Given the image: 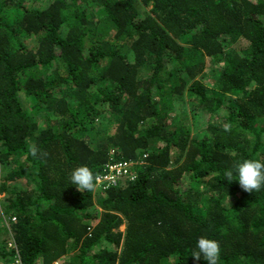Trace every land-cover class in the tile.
Returning <instances> with one entry per match:
<instances>
[{
    "label": "trees",
    "instance_id": "obj_1",
    "mask_svg": "<svg viewBox=\"0 0 264 264\" xmlns=\"http://www.w3.org/2000/svg\"><path fill=\"white\" fill-rule=\"evenodd\" d=\"M246 158L264 161V0H0L1 185L26 184L4 264H207L200 237L264 264V188L223 178ZM123 163L102 194L71 184Z\"/></svg>",
    "mask_w": 264,
    "mask_h": 264
},
{
    "label": "clouds",
    "instance_id": "obj_2",
    "mask_svg": "<svg viewBox=\"0 0 264 264\" xmlns=\"http://www.w3.org/2000/svg\"><path fill=\"white\" fill-rule=\"evenodd\" d=\"M224 131H231V125L225 124ZM29 152L34 158H39L41 155H44L34 144L30 145ZM223 178L229 183L237 180L239 187L246 193L259 192L264 188V161L251 158L236 161L231 169L224 170ZM95 179L96 177L92 170L87 166L77 167L72 171L70 176L71 184L75 185L76 190L79 192L96 191L97 184L94 183ZM7 247H11L9 243ZM220 253L221 248L219 242L200 237L196 242V247L191 251L190 256L194 262L203 259L207 264H219ZM0 264H4V261L0 260Z\"/></svg>",
    "mask_w": 264,
    "mask_h": 264
},
{
    "label": "rangeland",
    "instance_id": "obj_3",
    "mask_svg": "<svg viewBox=\"0 0 264 264\" xmlns=\"http://www.w3.org/2000/svg\"><path fill=\"white\" fill-rule=\"evenodd\" d=\"M204 119L205 118L203 117L202 120H204ZM105 125L106 124H104V123H99L98 127L104 128ZM198 127H199V121H197L196 124L193 123L192 124V131H194L195 128H198ZM2 177H3V170H2L1 164H0V243L3 241H8V243H9V240L11 239V233L9 231L10 219H9V214H7V212H6V205L5 204H7V202L5 199L10 194V191H8L9 189L11 190L14 186L18 187L19 185L25 187L26 184L24 183V181L22 182V180L20 182H19V180L17 182L10 181V182H8V188L3 189L2 185H1V183H2L1 178ZM96 184H97V190L95 192L96 193L99 192L102 194V189L99 186V183L96 182ZM123 227L124 226L121 225L120 228L123 229ZM62 257H63V259L65 258V261L69 260V259H67V256H62ZM55 262H57L58 264L61 263L60 260H58V261L56 260Z\"/></svg>",
    "mask_w": 264,
    "mask_h": 264
},
{
    "label": "built area",
    "instance_id": "obj_4",
    "mask_svg": "<svg viewBox=\"0 0 264 264\" xmlns=\"http://www.w3.org/2000/svg\"><path fill=\"white\" fill-rule=\"evenodd\" d=\"M125 163L123 164H116V165H108V171L107 174L101 176V177H97L96 178V182H98L100 185H102L103 181L107 180V179H112L114 181V177L113 175L111 174L112 170L114 168H116L117 170H120L122 166H124ZM106 186H103L101 188H104ZM9 246H13V244L11 242H9ZM8 264H23L22 261H21V258H20V255L18 254H15L12 256V259L9 261ZM55 264H58V263H55Z\"/></svg>",
    "mask_w": 264,
    "mask_h": 264
},
{
    "label": "crops",
    "instance_id": "obj_5",
    "mask_svg": "<svg viewBox=\"0 0 264 264\" xmlns=\"http://www.w3.org/2000/svg\"><path fill=\"white\" fill-rule=\"evenodd\" d=\"M55 263H57V262L53 261L51 264H55Z\"/></svg>",
    "mask_w": 264,
    "mask_h": 264
}]
</instances>
